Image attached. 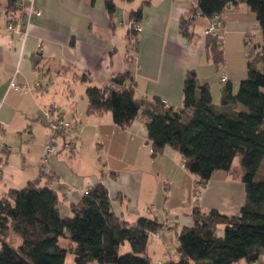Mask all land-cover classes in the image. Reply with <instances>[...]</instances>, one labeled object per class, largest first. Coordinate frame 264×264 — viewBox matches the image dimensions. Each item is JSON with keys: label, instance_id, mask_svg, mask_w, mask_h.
<instances>
[{"label": "crops", "instance_id": "1", "mask_svg": "<svg viewBox=\"0 0 264 264\" xmlns=\"http://www.w3.org/2000/svg\"><path fill=\"white\" fill-rule=\"evenodd\" d=\"M112 2L114 10L109 13L105 0H25L24 11L32 7L40 15L30 16L24 36L7 29L8 2L0 0V198L10 189L38 181L56 193L60 214L66 217L80 205L85 190L101 183L119 219L133 223L146 217L163 224L157 236L149 235L146 256L150 259V253L158 252L156 264L176 262L177 236L192 224V208L232 214L244 203V189L236 199L227 190L233 179L225 172L219 179L213 174L195 197L196 178L185 170L176 150L166 147L152 157L147 119L139 114L121 129L110 112L89 113L86 88L105 87L111 79L129 74L136 99L164 100L180 110L184 78L194 71L199 83L209 86L212 103L219 106L224 86L217 73L221 67L232 92L247 74V62L244 68L239 63L238 71L230 68L226 50L231 44L243 49L244 36L255 34L259 27L246 4L227 7L219 16L223 63L216 66L204 48L208 19L198 17L188 36L180 32L182 19L197 0ZM138 8L142 31L130 46L125 23ZM253 26L256 29L249 28ZM12 81L27 89H12ZM51 107L74 128L56 139L61 146L49 158V176L43 177L40 158L52 135L46 114ZM67 142L72 150L64 147ZM122 247L131 249L127 242Z\"/></svg>", "mask_w": 264, "mask_h": 264}, {"label": "trees", "instance_id": "2", "mask_svg": "<svg viewBox=\"0 0 264 264\" xmlns=\"http://www.w3.org/2000/svg\"><path fill=\"white\" fill-rule=\"evenodd\" d=\"M7 2L8 14L17 19L22 11L18 0ZM239 3L255 15L262 45L254 60L263 67L258 69L254 61H247L246 77L236 92L225 83L219 106L212 103L209 86L200 84L194 71H188L184 78L180 110L165 107L158 100L148 103L136 99L129 74L111 79L105 87L86 88L88 112H110L121 129L142 114L147 119L152 157L166 147L176 150L200 190L215 172H234L233 162L238 159L243 205L232 214L193 207L189 213L192 224L184 226L177 236L178 260L165 264H236L241 260L255 264L264 254V177L259 174L264 162V0H197L182 19L180 32L188 36L198 17L210 20ZM105 6L113 12L112 0H105ZM141 12L138 8L131 17L137 22ZM204 40L207 56L216 66L221 65L222 41L211 36ZM85 191L72 215L64 217L56 193L47 185L33 181L10 189L0 198V264H64L68 252L73 264H151L145 254L148 237L157 236L163 224L146 217L133 223L119 219L101 183ZM220 227L222 236L217 235ZM15 238L20 239L19 244L14 243ZM126 242L131 249L122 253Z\"/></svg>", "mask_w": 264, "mask_h": 264}, {"label": "built area", "instance_id": "3", "mask_svg": "<svg viewBox=\"0 0 264 264\" xmlns=\"http://www.w3.org/2000/svg\"><path fill=\"white\" fill-rule=\"evenodd\" d=\"M25 0H18L17 6L19 9H22L24 11ZM29 2H32V0H29ZM21 11V12H22ZM21 14V13H20ZM34 14L36 16H39V12H35L32 7H30L27 10H25L17 19L14 20L11 13L8 14V25L7 29L9 31H19L22 35H27V28L30 20V16ZM125 27L129 31V44L130 46H133L135 44V38L136 35L139 34L142 31V26L136 22L135 19L131 18L125 23ZM204 36H211V37H217L219 40L222 41L224 36L223 28L219 22V15H215L212 19L209 20L208 26L204 29ZM40 47V45H39ZM126 57H129V55L126 53ZM220 80L221 82H226V76L222 72L220 74ZM10 87L14 90L21 91L24 89H27L24 85H16L13 83V81L10 83ZM161 104L165 107H169L168 103L164 100L161 101ZM54 107H51L47 112L48 119L51 123L52 128V135L50 136V142L46 144L44 147L42 156L40 158V171L45 174H49L47 170V163L49 161V158L54 155L57 152V142H56V136L57 135H66L70 130L73 128V123L70 121H67L63 118L61 114H55ZM64 147L66 149L72 150L73 145L70 142H67L64 144ZM69 147V148H68ZM201 190L194 186L193 188V195L195 197H198L200 195ZM84 194H87V191H84ZM156 236V235H155ZM157 264H165L163 262H158Z\"/></svg>", "mask_w": 264, "mask_h": 264}, {"label": "rangeland", "instance_id": "4", "mask_svg": "<svg viewBox=\"0 0 264 264\" xmlns=\"http://www.w3.org/2000/svg\"><path fill=\"white\" fill-rule=\"evenodd\" d=\"M249 28H255L256 29L255 26L249 27ZM259 45H262V35H261L260 30H258V31L256 30L255 34H252L251 31H250L244 36V41H243V46H242L243 49H239L238 47L235 48V46L233 44H231V47H229V49L226 50V56H225V57H227V62L231 66L230 68L231 69L235 68V71H238L239 70V66H238L239 63L244 68L245 62L254 61L255 67L258 68V69H261L263 67V64L261 62H259V61L254 60V58L256 56V53L260 49ZM222 51H223V57H224V47H222ZM221 71H223L222 67H221V70H219L217 72L219 79H220V74L222 73ZM219 83L221 85H225V83L221 82V80H220ZM237 89H236V91H237ZM73 128H74V126H73ZM73 128L71 130H73ZM67 134H69V132ZM67 134L64 135V136H67ZM62 136L63 135H57L56 138L58 140H60L59 138H62ZM58 145H60V142L58 143ZM34 149H35V147L33 146L32 150H34ZM233 166L236 167V168H234L233 169L234 172L231 171L228 176L230 178H232L234 176L235 178L233 177L232 178L233 180H229V181H232V182L227 187V190H229L231 192V194L235 195L234 197L236 199H239L238 196L240 194H242L243 185L241 183L240 178L238 177L240 175V173H241V171H240L241 167H240V164L238 162V159H234ZM225 174L226 173L223 172V171H218V172L214 173L213 178H215V179L224 178L223 175H225ZM259 174H260L261 177H264V162H263V165H262V167H261V169L259 171ZM229 177H228V179H229ZM217 235L218 236H222L223 235V228L222 227H220V229L217 231ZM14 241H15L14 242L15 244H19L20 243V239L19 238H16V240H14ZM61 244H63V241H61ZM121 252L122 253H127L129 251H124V248L122 247L121 248ZM158 256H160L158 254V252H157V254L154 253L153 255H152V253H150V263L151 264H156V262L158 260L157 259ZM64 264H73L72 255H71L70 252L67 253ZM237 264H246V262L244 260H241ZM255 264H264V254H262V256L259 258V260Z\"/></svg>", "mask_w": 264, "mask_h": 264}]
</instances>
